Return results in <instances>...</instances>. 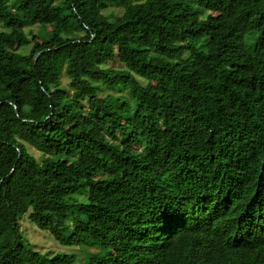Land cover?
Returning a JSON list of instances; mask_svg holds the SVG:
<instances>
[{
    "label": "trees",
    "instance_id": "16d2710c",
    "mask_svg": "<svg viewBox=\"0 0 264 264\" xmlns=\"http://www.w3.org/2000/svg\"><path fill=\"white\" fill-rule=\"evenodd\" d=\"M263 77L264 0H0V264H264Z\"/></svg>",
    "mask_w": 264,
    "mask_h": 264
},
{
    "label": "rangeland",
    "instance_id": "374dc122",
    "mask_svg": "<svg viewBox=\"0 0 264 264\" xmlns=\"http://www.w3.org/2000/svg\"><path fill=\"white\" fill-rule=\"evenodd\" d=\"M144 0H131L133 3H140ZM101 12L110 20L115 19L116 17H119L123 12V7L120 5L115 4H107ZM24 30L26 32H32L34 34H39L38 27L36 25H25ZM112 45V44H110ZM109 45V47H110ZM29 50V46H23L18 51L21 53H26ZM261 88L264 90V77L261 80ZM1 89V86H0ZM107 93L111 94H118V91L113 90L109 91L104 89L99 93L100 96H103ZM120 93V92H119ZM121 96L125 97L127 99V95L123 92L120 93ZM27 151L35 157L37 160L41 158V154L32 149L29 146H26ZM19 230L22 234V237L26 243H28L33 249L41 252V253H71L76 256V262L75 264H81L89 255V253L92 251L90 248L86 247H79V246H64L57 243L52 236L43 230L38 229L34 224H32L28 218L27 214H24L19 219Z\"/></svg>",
    "mask_w": 264,
    "mask_h": 264
},
{
    "label": "water",
    "instance_id": "95a60500",
    "mask_svg": "<svg viewBox=\"0 0 264 264\" xmlns=\"http://www.w3.org/2000/svg\"><path fill=\"white\" fill-rule=\"evenodd\" d=\"M33 60H35V57L33 58Z\"/></svg>",
    "mask_w": 264,
    "mask_h": 264
}]
</instances>
